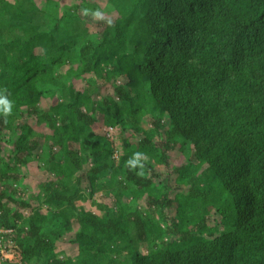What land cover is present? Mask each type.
Returning a JSON list of instances; mask_svg holds the SVG:
<instances>
[{"label":"trees","instance_id":"obj_1","mask_svg":"<svg viewBox=\"0 0 264 264\" xmlns=\"http://www.w3.org/2000/svg\"><path fill=\"white\" fill-rule=\"evenodd\" d=\"M4 89L0 238L20 264H264V0H0Z\"/></svg>","mask_w":264,"mask_h":264},{"label":"rangeland","instance_id":"obj_2","mask_svg":"<svg viewBox=\"0 0 264 264\" xmlns=\"http://www.w3.org/2000/svg\"><path fill=\"white\" fill-rule=\"evenodd\" d=\"M87 28H88V31H90V32L96 31L95 28H93L90 25ZM87 78H89V76ZM99 85L101 87H103L104 93H112L113 92L112 86H110V85L107 86V84H105L103 81H100ZM77 88L86 90V89L91 88V84H89V82H87V80L83 79V80H81V82L77 83ZM53 93H54L53 102L56 104L61 98V93L59 90H55ZM100 97L101 96L98 95L97 99H100ZM31 123L33 126H36L35 120L32 121ZM40 129L45 131L48 134L52 133V131L49 129V127L47 125L41 126ZM113 138H114L115 143L118 144L119 139H120V131L118 129H115V131L113 133ZM117 146L120 147L119 145H117ZM170 154L173 156V160H172L171 164L174 163L173 165H176L177 167H180L183 164H185V162H186L185 161V155L181 152L180 146H177L176 150L174 152H171ZM188 154H190V153H188ZM172 170H173V167H170L169 170H163L162 172H160V176L156 180V186H154L155 191H159L160 189H165L163 185H160V183L164 182L165 184H167L168 178H169V180H171V175H169V174ZM30 173H31L30 177H29L30 180L28 183L29 185L27 184L28 185L27 186L25 184V189H26L25 195L31 194V193H29V189L31 190V188H33L35 191L38 189V181H39L38 173H39V171L37 169V164L32 165ZM167 191L169 192L168 189H167ZM79 205H81V203H79ZM10 232L11 231L0 229V234L10 233ZM74 237H75L74 235L68 236L58 243V246L60 248L67 251L66 252L67 256H73L74 257L78 252L77 246L72 244ZM0 264H20V260L18 258V255L12 248V240L7 239L5 237L0 238Z\"/></svg>","mask_w":264,"mask_h":264},{"label":"clouds","instance_id":"obj_3","mask_svg":"<svg viewBox=\"0 0 264 264\" xmlns=\"http://www.w3.org/2000/svg\"><path fill=\"white\" fill-rule=\"evenodd\" d=\"M82 13L85 16H91L93 19L103 18V13L99 10L93 11L90 9H82ZM6 92L7 89H4L2 92H0V115H2L5 118V120L7 119V117L12 115V108H13L12 102L9 101L7 95H5ZM146 161H147V156L145 153L136 152L127 161V164L132 170L139 168L140 171L136 172V175L143 176Z\"/></svg>","mask_w":264,"mask_h":264},{"label":"built area","instance_id":"obj_4","mask_svg":"<svg viewBox=\"0 0 264 264\" xmlns=\"http://www.w3.org/2000/svg\"><path fill=\"white\" fill-rule=\"evenodd\" d=\"M105 131H106L107 136H108L109 138H113V133H114V131H115V129H114L113 127H111V128H107V129H105ZM116 157H117V158L119 157L118 152L116 153ZM81 204H82V203H81Z\"/></svg>","mask_w":264,"mask_h":264}]
</instances>
